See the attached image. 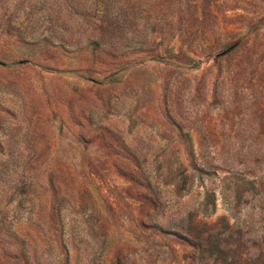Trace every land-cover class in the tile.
I'll use <instances>...</instances> for the list:
<instances>
[{
	"label": "rangeland",
	"instance_id": "rangeland-1",
	"mask_svg": "<svg viewBox=\"0 0 264 264\" xmlns=\"http://www.w3.org/2000/svg\"><path fill=\"white\" fill-rule=\"evenodd\" d=\"M0 264H264V0H0Z\"/></svg>",
	"mask_w": 264,
	"mask_h": 264
}]
</instances>
